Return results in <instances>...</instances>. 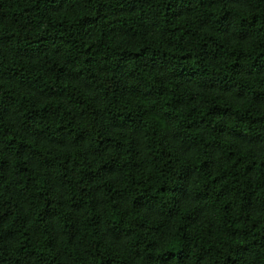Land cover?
<instances>
[{
    "label": "trees",
    "instance_id": "16d2710c",
    "mask_svg": "<svg viewBox=\"0 0 264 264\" xmlns=\"http://www.w3.org/2000/svg\"><path fill=\"white\" fill-rule=\"evenodd\" d=\"M0 264H264V0H0Z\"/></svg>",
    "mask_w": 264,
    "mask_h": 264
}]
</instances>
